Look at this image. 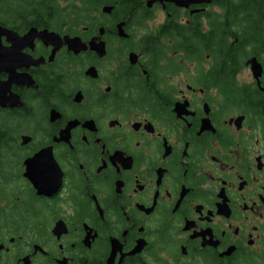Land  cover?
<instances>
[{
	"label": "flooded vegetation",
	"instance_id": "af4514ba",
	"mask_svg": "<svg viewBox=\"0 0 264 264\" xmlns=\"http://www.w3.org/2000/svg\"><path fill=\"white\" fill-rule=\"evenodd\" d=\"M2 1L0 264H264V0Z\"/></svg>",
	"mask_w": 264,
	"mask_h": 264
},
{
	"label": "trees",
	"instance_id": "16d2710c",
	"mask_svg": "<svg viewBox=\"0 0 264 264\" xmlns=\"http://www.w3.org/2000/svg\"><path fill=\"white\" fill-rule=\"evenodd\" d=\"M4 7H5L4 2L2 0H0V21L2 19H4V15H5V13H4L5 12V8ZM11 13H13V12H11ZM241 47H243V46H241Z\"/></svg>",
	"mask_w": 264,
	"mask_h": 264
}]
</instances>
